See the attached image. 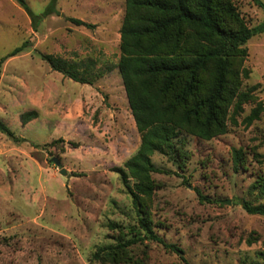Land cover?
Wrapping results in <instances>:
<instances>
[{
  "label": "rangeland",
  "instance_id": "374dc122",
  "mask_svg": "<svg viewBox=\"0 0 264 264\" xmlns=\"http://www.w3.org/2000/svg\"><path fill=\"white\" fill-rule=\"evenodd\" d=\"M54 1L26 0L37 16L55 7L35 29L15 0H0V59L27 43L4 63L0 81V119L26 139L0 132V264H102L90 262L99 248L126 241L139 228L132 197L114 171L141 145L117 68L126 0ZM233 1L250 28L264 23V0ZM245 47L244 89L260 85L256 94L264 103V33ZM42 55L93 58L112 71L94 85L81 84L52 70ZM31 110L39 118L22 126L20 115ZM181 139L178 162L161 152L152 157L161 172L153 174L157 190L147 208L154 230L183 253L143 238L130 256L140 264L263 263L264 217L249 215L240 202L264 203L252 192L264 181V117L210 141ZM240 149L245 165L236 169L233 152Z\"/></svg>",
  "mask_w": 264,
  "mask_h": 264
},
{
  "label": "trees",
  "instance_id": "16d2710c",
  "mask_svg": "<svg viewBox=\"0 0 264 264\" xmlns=\"http://www.w3.org/2000/svg\"><path fill=\"white\" fill-rule=\"evenodd\" d=\"M15 1L27 12L35 29L54 13V0L42 16L35 15L26 0ZM69 20L78 27L95 28L80 19ZM262 33L264 23L250 28L233 0H126L117 68L141 135V145L123 167L114 171L121 176L132 197L139 216V228L134 227L132 238L99 248L90 262L140 264L130 256L129 248L143 238L172 252L183 253L154 230L149 215L147 200L157 190L153 174L161 172L152 157L161 152L178 162L183 157L182 135L210 141L227 134L230 127L249 128L264 117V103L256 94L260 85L244 89V81L250 75L244 66L249 56L245 45ZM26 48L27 43H24L0 59V81L4 63ZM42 58L52 70L81 84L94 85L112 71V67H98V61L93 58L69 60L54 55H42ZM248 105L252 109L243 117ZM38 118L36 110L20 115L22 126ZM0 132L15 142L26 141L1 119ZM56 142L65 141L59 139ZM68 144L78 147L74 142ZM233 161L236 169L245 165L241 149L234 150ZM256 191L264 197V181H256L252 192ZM198 194L204 199L201 193ZM240 204L249 215L264 217V203L255 205L242 200ZM109 228L117 230L119 227L111 224ZM143 233L144 237H141Z\"/></svg>",
  "mask_w": 264,
  "mask_h": 264
},
{
  "label": "water",
  "instance_id": "95a60500",
  "mask_svg": "<svg viewBox=\"0 0 264 264\" xmlns=\"http://www.w3.org/2000/svg\"><path fill=\"white\" fill-rule=\"evenodd\" d=\"M52 162L57 166V167H61L62 166V163L61 161L58 159V158H54L52 159ZM60 174L63 175V176H69L67 170L65 168H61L60 170Z\"/></svg>",
  "mask_w": 264,
  "mask_h": 264
}]
</instances>
